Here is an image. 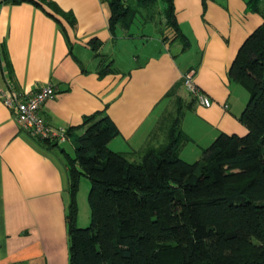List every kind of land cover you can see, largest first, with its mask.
<instances>
[{"label":"crops","instance_id":"1","mask_svg":"<svg viewBox=\"0 0 264 264\" xmlns=\"http://www.w3.org/2000/svg\"><path fill=\"white\" fill-rule=\"evenodd\" d=\"M49 1L55 6H44L58 18L28 0H0V90L14 84L27 93L53 83L57 95L41 110L51 125L83 134L84 117L104 111L120 131L110 148L132 159L166 140L159 123L180 103L185 110L181 126L190 137L180 155L196 153L199 159L221 132L247 133L240 115L249 94L230 79L229 69L244 40L263 22L260 12L248 10V0H174L188 47L172 39L165 0H153L149 6L160 5V41L155 52L135 59L123 45L140 37L131 26L111 28L108 0ZM148 7L137 13L155 19L143 13ZM141 36L149 39L150 34ZM107 65L111 71L101 75ZM191 70L211 106L186 89L183 77ZM54 148L23 130L14 110L0 99V264H68L69 176Z\"/></svg>","mask_w":264,"mask_h":264},{"label":"trees","instance_id":"2","mask_svg":"<svg viewBox=\"0 0 264 264\" xmlns=\"http://www.w3.org/2000/svg\"><path fill=\"white\" fill-rule=\"evenodd\" d=\"M28 1L40 6L52 4L49 0ZM108 1L112 29L117 25L130 27L138 9L153 2L140 0L134 5L129 0ZM165 2L166 25L174 31L172 39H181L188 47L189 40L176 19L174 0ZM261 2L248 0V10L260 12L263 22L244 40L229 69L230 79L249 92L240 115L246 134L221 132L203 149L201 158L190 162L180 156L182 146L190 140L181 126L185 112L181 103L172 115L166 140L139 152L135 159L110 148V141L120 131L104 111L84 117L80 126L85 127L83 134L76 133L77 128H67L76 153L72 156L61 149L69 176L68 264H264ZM70 21L74 23L73 17ZM99 46L97 42L94 49ZM110 71L107 65L99 73ZM32 137L47 148L59 144ZM82 175L91 182L92 221L87 227L77 223Z\"/></svg>","mask_w":264,"mask_h":264},{"label":"built area","instance_id":"3","mask_svg":"<svg viewBox=\"0 0 264 264\" xmlns=\"http://www.w3.org/2000/svg\"><path fill=\"white\" fill-rule=\"evenodd\" d=\"M183 83L201 104L212 105L211 97L195 82L193 70L184 75ZM56 95L57 88L53 83L41 85L27 93L17 89L14 84H9L8 88L0 90V99L6 106L14 110L17 121L23 130L34 137L50 139L60 144L70 140L67 128L51 125L41 111L44 102L55 98Z\"/></svg>","mask_w":264,"mask_h":264},{"label":"rangeland","instance_id":"4","mask_svg":"<svg viewBox=\"0 0 264 264\" xmlns=\"http://www.w3.org/2000/svg\"><path fill=\"white\" fill-rule=\"evenodd\" d=\"M127 2H131L132 4H139L140 0H129ZM158 6L160 5H151L149 6V13H147L145 10L143 13L145 14H149L152 15V18L155 19H146L144 18V15H141L140 13H137L136 16L133 19V22L131 23V32L135 31V36H139L140 38L138 39H132L129 40L128 43H125L123 45V47L127 45V47H130V49L133 51L132 54H130V56H132V59L134 57V55H137L139 57L143 56L146 53H153L156 51L157 49V44L160 41V37L158 36V32L156 30L157 28V23L160 20L159 19V8ZM261 9L264 10V0H262L261 5H260ZM261 14V13H260ZM144 31H146L148 34H150L149 39L146 37L141 36L142 33H144ZM149 40V43H147L146 41ZM146 44V46H145ZM125 49V50H124ZM122 51V54L124 55V61L127 59V57L125 55H127L126 52V48H124ZM137 57V58H138ZM243 88H245L243 86ZM246 92L249 94L248 90L245 88ZM174 107V106H173ZM170 109V108H169ZM176 109L175 107L173 108L172 111H168V113L162 118V120L159 123V128L165 132V134L167 135V129L169 127V124L171 122L172 119V115L175 113ZM65 148L67 150L68 153H70L72 156H75V142L73 140H68L66 142L60 143L58 144L54 150L52 151L53 153H55L58 156V161L61 165V167L64 169V172H67L66 170V166H65V158L63 153L61 152V149ZM183 159L187 160V161H195L196 159V153H193V156H190L187 153H183V155H180ZM90 188H91V182L90 179L85 176L82 175L81 179H80V186H79V191L77 194V204H78V218H77V223L80 227H87L91 224L92 221V211H91V206L89 203V192H90ZM65 197L69 200L70 197V193L67 190ZM70 201V200H69Z\"/></svg>","mask_w":264,"mask_h":264}]
</instances>
